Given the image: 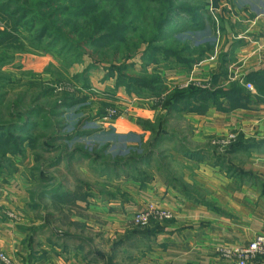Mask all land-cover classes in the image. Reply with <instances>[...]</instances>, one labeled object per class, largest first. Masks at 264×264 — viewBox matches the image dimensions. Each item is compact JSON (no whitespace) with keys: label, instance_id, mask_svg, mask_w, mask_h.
Instances as JSON below:
<instances>
[{"label":"rangeland","instance_id":"1","mask_svg":"<svg viewBox=\"0 0 264 264\" xmlns=\"http://www.w3.org/2000/svg\"><path fill=\"white\" fill-rule=\"evenodd\" d=\"M221 1L178 0L162 32L168 0H0V135L16 140L0 149V201H8L5 189L20 185L7 179L24 177L27 205L18 211L32 228L29 246L33 239H95L96 225L79 222L78 200L127 201L128 185L144 189L167 174L177 186L184 169L177 151L197 148L192 124L179 113H193L196 102L185 97L184 111L165 105L191 88L213 89L215 80L190 78L204 59L186 66L166 51L181 52L180 40L221 46L215 30L225 15L214 12ZM231 7L250 12L254 25L264 15V0H234ZM199 14L203 26L188 29ZM46 27L49 35L41 36ZM181 137H191L183 148Z\"/></svg>","mask_w":264,"mask_h":264},{"label":"crops","instance_id":"2","mask_svg":"<svg viewBox=\"0 0 264 264\" xmlns=\"http://www.w3.org/2000/svg\"><path fill=\"white\" fill-rule=\"evenodd\" d=\"M233 1L214 8L225 15V25L215 30L223 44L206 52L203 62L188 72L194 80L217 78V88L239 84L246 89L250 84L253 91L235 102L236 107L223 101L226 111L211 105L205 112L179 113L192 124L191 143L197 148L177 151L184 164L177 186L167 174L169 180L154 179L144 189L128 185L127 201L78 200L83 210L79 222L96 225L95 239L67 238L57 245L33 239L29 246L32 228L18 211L27 205L26 182L24 177L9 178L20 185L17 191L5 189L8 201H0V253L17 264H233L216 249L243 247L264 236V89L259 92L255 83L264 79V15L254 25L250 12L232 9ZM229 135L241 139V147L234 152L215 147V141ZM189 139L181 137V148ZM150 201L173 212L175 219L131 231V216ZM106 245L108 249L102 247Z\"/></svg>","mask_w":264,"mask_h":264},{"label":"trees","instance_id":"3","mask_svg":"<svg viewBox=\"0 0 264 264\" xmlns=\"http://www.w3.org/2000/svg\"><path fill=\"white\" fill-rule=\"evenodd\" d=\"M170 3L167 7V10H166V14L163 16L162 18V21H161V24L159 26V28H161L162 26V32H163V25L166 23L167 25H169V21L171 22L172 19L176 16L177 14V10L175 9L174 7V4L176 2H178V0H168ZM218 5L215 6V8H217ZM79 8H84V5L81 4L78 6ZM177 11V12H176ZM169 13V14H168ZM179 13H183L181 11H179ZM189 13V12H187ZM168 14V15H167ZM190 17V16H189ZM199 17L201 18V15H197L195 16L194 18H192V21L189 25L190 28L188 29H191V30H194V29H198V26H203V22L201 21V19L199 20ZM171 24V23H170ZM187 29V30H188ZM49 28L46 27L42 30V35L41 36H48L49 35ZM161 32V33H162ZM180 43L184 45L183 49L181 52H170V51H166L167 54H174L176 56L179 57V59L185 63L184 65H193V63L195 62L196 58L199 57L200 60H203L204 57H205V53L208 52L210 49L212 50V47L214 46L213 43H210V42H204V43H200L196 46H192V45H189V43L187 41H181L180 40ZM184 53H192L191 55V58H188V59H184L182 57V55ZM194 53V55H193ZM198 59V58H197ZM199 60V61H200ZM194 66H192L193 68ZM214 80H215V86L213 89H203V88H191L189 91V93L187 94L186 92H183L185 94H183V96H179L175 99H177L176 101L173 100V102H168L167 100V103L165 105L166 108H169L170 110L174 109V108H179L177 105H181V111L185 110L184 108L185 107H182V106H189L190 104H185L184 102L187 101L185 99V97H189L191 99H194L196 102V104H194V107H193V111H203L207 108L210 107V105H213L215 107H217L219 110H224L226 111V109L223 108L222 104H223V101L224 103H226L228 106H231V107H236V104L235 102H240L242 101V99L246 98L247 97V93H249L250 91L245 89V87L243 88L241 85L239 84H231L229 85L228 88L226 89H219L216 87V83H217V78L213 77ZM257 79H261V80H258L256 83V88L259 92H262V90L264 89V80L263 78H257ZM252 81V78L249 79ZM189 90V89H188ZM245 95V97L243 96ZM223 98V99H222ZM181 99V101H179ZM184 99V100H183ZM184 101V102H183ZM211 103V104H210ZM229 103V104H228ZM0 132H1V128H0ZM1 134V133H0ZM14 144H16V140L14 137H3L2 135H0V149H11L13 148ZM241 147V139L235 141L234 143H232L229 147H228V150L230 152H234L235 150H237V148ZM85 158L89 159V155L88 154H85ZM158 223L156 221H153L150 226L148 228H138L137 227V230H146V229H151L152 227H154L155 225H157Z\"/></svg>","mask_w":264,"mask_h":264},{"label":"built area","instance_id":"4","mask_svg":"<svg viewBox=\"0 0 264 264\" xmlns=\"http://www.w3.org/2000/svg\"><path fill=\"white\" fill-rule=\"evenodd\" d=\"M201 88H206L201 85ZM246 89L253 91L252 85H246ZM111 113L109 116H113ZM234 135L222 137L217 144L222 148L229 147L235 140ZM174 218L173 212L162 207L156 202L148 205L143 210L137 211L133 215V225L138 228H148L153 221L164 222ZM216 253L233 264H258L259 259H264V236L254 239L249 245L243 247H221L216 249ZM0 262L2 264H17L7 255L0 253Z\"/></svg>","mask_w":264,"mask_h":264}]
</instances>
